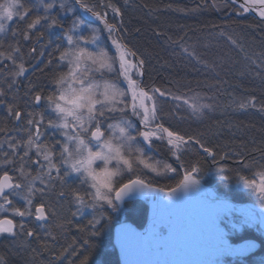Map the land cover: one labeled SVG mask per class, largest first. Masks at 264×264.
Instances as JSON below:
<instances>
[{
  "label": "snow or ice",
  "instance_id": "obj_1",
  "mask_svg": "<svg viewBox=\"0 0 264 264\" xmlns=\"http://www.w3.org/2000/svg\"><path fill=\"white\" fill-rule=\"evenodd\" d=\"M232 3L236 4L237 0H232ZM75 5L104 25L111 49L101 41L99 29L93 28L86 33L87 25H82L80 19H74L72 27L65 29L63 23L51 15V10L56 6L54 2L38 0L30 8L22 0H0V34H3L0 38V58L13 65L6 73L11 76L7 80L9 90L18 83L17 78L24 76L27 71L22 60L17 63L15 54L20 52L18 42L16 45L8 43L5 50L9 22L14 19L17 22L25 21L35 8L37 14L27 24V31L22 33L24 40L31 38L29 33L42 21L47 23L48 28H58L62 32L61 42L47 53L49 60L45 67L51 69L52 73L47 91L31 81L28 83L26 95L33 110L24 111L18 105L5 101L3 97L7 93L0 89V104L7 103L8 117L16 124H24L19 129L20 135L10 131L7 126L0 127L4 137L0 139V171L3 172L0 176V212L8 211L11 207L16 216H34L38 226L43 228L51 217L57 215L55 208L44 197L55 192L58 183L59 199L66 196V190L71 192L72 202L77 209L72 213L73 217L79 219L84 215V209L91 210L87 226H77L79 231L85 233L81 246H87L84 252L69 246L72 248L71 255L77 257L72 264H90L95 244L89 237L99 236L107 227L105 221L110 223L111 216L105 215V212H117L126 199L155 194L149 228L144 233H135L124 226L122 231L126 235H131L143 244L159 237L160 242L171 245L177 253L187 252L191 247L190 241L197 235L206 237L198 251L212 258L196 264H222L221 257L245 256L255 245L246 242L233 246L220 224L239 212L245 217V223H252L258 218L264 230V150H260L259 158L253 155L251 160L240 151L218 154L198 136H185L165 127L159 122L161 102H175L173 114L178 118L181 112H187L189 116L200 119L205 115V110H214L213 105L202 102L204 98L192 89L188 90L192 93L189 95L174 93L170 89L142 87V81L134 77L132 70L143 76L141 69L144 61L140 59L138 64H134L129 59L136 54L115 37L119 26L108 22L107 11L101 15L95 6H89L84 0H75ZM101 6H104L103 0ZM250 6L264 19V0H245L240 5L244 11H249ZM104 7L110 8L114 16H121L119 8L111 4ZM41 8L42 14L38 11ZM59 8L65 12L72 11L65 0H60ZM17 34L14 30L11 32L12 41L16 40ZM40 37L43 38V33H40ZM183 52L200 63L187 48H183ZM253 63L256 64V61ZM256 66L264 69V63ZM4 69H8V64H3L0 71ZM125 83L126 88L123 86ZM159 98H164V101ZM249 106L255 107V103L242 101L238 104L240 109ZM129 112L139 121L138 125L127 118ZM157 141H166L168 152L175 158L179 170L169 163L154 159L150 154L155 150ZM194 145H198L200 151L206 154L203 158L210 161L207 172L201 168L199 160L187 166L185 164L183 156ZM226 160H232L237 167H226L221 163ZM9 167L19 175H9ZM142 170L156 176L168 173L180 175L182 172V176L174 186L160 187L145 179ZM210 174H214L224 185H235L247 190L256 197L257 205L252 209H236L227 200L212 197L207 207L193 216L190 206L204 194L201 180L204 175ZM38 184L43 187H37ZM37 193L39 200L34 203ZM12 197L23 199L27 207L24 210L14 207ZM2 225L8 227H0V233L15 235L12 220H0ZM57 226L64 228L62 224ZM20 227L23 232L24 225ZM165 229L167 235H162ZM27 236L34 237L37 234L29 230ZM44 247H48L46 242ZM67 252L68 249H64L60 256ZM60 256L55 259H60ZM0 264H6V261L0 258ZM149 264L191 262L157 260ZM260 264H264V260Z\"/></svg>",
  "mask_w": 264,
  "mask_h": 264
},
{
  "label": "trees",
  "instance_id": "obj_2",
  "mask_svg": "<svg viewBox=\"0 0 264 264\" xmlns=\"http://www.w3.org/2000/svg\"><path fill=\"white\" fill-rule=\"evenodd\" d=\"M114 1L116 4L114 6L119 8L121 14L123 15V20L125 22L124 25L129 29L128 32L130 33L131 37L128 38L126 36V42L128 43L130 49H132V51L136 53V55L140 56L144 61V81L158 88L170 89L174 93H181L182 91V89L176 88L177 85H187L189 83L195 86L196 91L199 94H201L199 89H206L204 87H208L211 90L215 89V94H213L210 99L208 98L209 103L216 106L221 105L226 108L225 112H223L221 109H216L215 114L205 117L203 123L199 125L192 124L191 121L189 122L186 120V122H182V125L169 123L165 126L185 136H198L203 142L207 144V146L213 148L218 154H222L224 152L232 153L234 151H240L246 155L249 160H251L253 155L259 158L260 150H264V112L262 110L264 109V81L263 79L256 76H259L262 73H260L256 68H253L251 64L247 66L250 73L244 75V77H235L234 82H232L233 79H231V77L235 75L234 72L228 74L225 73L226 75H222L217 79L213 72L211 73L213 76H211L207 75L208 73H202L200 70L185 68L178 58L181 55L178 54L176 56V54L172 53L170 50V44L174 41H178L179 43V41L191 40L193 38L196 40L195 37L202 36L206 30H209L211 36H214L215 27L220 26V22L218 15H215V13L210 10V8L213 4L224 1L130 0L132 9L137 8V10L139 9V12H137V10L134 11L135 9H131L132 11L129 10L126 12L123 10L120 3L117 2L118 0ZM84 2H94V5L97 7V11L99 12H102L103 10L108 11L110 9H106V7H104L107 4L101 6V3L97 2V0H84ZM228 4L232 5L231 3ZM186 6L190 7L185 8ZM165 7L166 10L169 9L167 13L164 12ZM197 9H200L205 13H200L197 18H193L191 13L196 12ZM175 11L181 16L176 14ZM221 12L225 13L226 16H229V14L223 9ZM32 18L33 17H31V19ZM31 19L29 17L25 21L20 22V27L27 25ZM259 22L260 21L258 20L254 22L244 21V25L247 26V28L256 27ZM16 27H14V29L11 27L10 30L16 31V29H18ZM239 30L244 32L246 29L241 27ZM16 32L19 33L18 31ZM33 33H39L38 37H40V33H43V41L37 46L36 54L33 56V61L26 64L27 71L25 72V78L23 80V85H25V87L20 93L16 95L17 98L23 100L22 105H24L26 102L31 104V101L25 92L27 90L29 81L40 88H44L45 91H47V88L50 86L52 74L51 69L45 67L49 60L47 53L53 51L55 46L59 44L62 39L61 34L57 31L53 32V39L51 38L50 33H47L43 30H38ZM163 33H165V36ZM232 34L234 35L233 31ZM20 38L22 41V34L20 37L17 35L15 41L17 42ZM53 44L55 45L53 46ZM201 44L203 45H200L199 48H196L197 50L200 49L197 52H199L201 55L210 56L211 58L215 56L217 59L215 54L224 52L223 56L218 55V59L219 57H222L227 60V55L225 53L230 54L227 51L228 48L226 46L220 45L217 42V39L212 38L207 41H202ZM244 45L247 46L246 44ZM250 45L255 47V53L258 58L264 56V35L259 36L258 38L253 37L251 39ZM172 46H174V44H172ZM6 49L7 48H5V50ZM22 50H25V48ZM38 50L41 51V56L38 54ZM2 77H7L6 79H9V76L6 74L1 75L0 78ZM0 89L5 91L6 87L0 84ZM15 94V92L8 93V95H6V101L14 105L21 103L18 99L17 102H13V99L16 98ZM233 97L237 98V102H235V104L232 102V99L230 100V98ZM242 97L246 98L247 100L250 99L251 101H253L254 98L255 107L249 106L246 109H242V111L236 110ZM229 100L233 105H227V103L230 102ZM227 108L230 110H228L229 112L226 114ZM23 110L26 111L25 105ZM165 111L167 112V108ZM166 118H168V115ZM2 121L3 125L10 127L9 130H12L15 132V134L16 131H19L17 129L18 127H16L14 124L15 121L8 117L7 103L0 104V127L2 125ZM21 124L22 127H24L23 122H21ZM1 134L2 133H0V135ZM195 151H197L196 147ZM165 154L166 153H164V155ZM205 155L206 154H204V156ZM195 156L197 157L192 156V159L194 161L199 160V162L202 164L201 168L203 169L204 162L206 161L203 158L204 156H202L199 151ZM183 158H185V156H183ZM0 159H2V157H0ZM185 159L187 161L186 166L188 163H192L190 156L186 157ZM227 167L236 168L237 166L230 165L228 162ZM68 198V193H66L65 199ZM47 203L49 205H53L54 202L49 200ZM63 205L66 206V204ZM59 206L61 207V205ZM138 208L139 207L135 209L136 214L138 213ZM60 209L61 208H59V210ZM64 212L65 213H57L59 214L57 215V219L51 217L55 223L52 224V221L49 220L47 226L48 228L45 227L44 231H40L37 227H34L32 220L24 223V230L21 237L13 238L17 240L21 239V241L27 242L24 244H27L28 246H38L46 251V253H44L46 256H40L37 261L38 264H57L56 262L72 264L74 260H77V257L73 256V260L70 261H68L69 259L63 260L62 258L55 259L57 255L53 253L51 247H55L56 249H58V247H62L63 249H66V243H73L74 247L79 248L82 253L84 252V248L87 247H81L83 245L85 233L79 231L77 226H87L89 217H80L79 219L73 217L72 213L74 210L72 207L67 208ZM136 214H134L135 218H132V221L140 227V224H138L139 221L136 219L139 213L137 215ZM69 220L72 221V223H67ZM61 224L64 225L63 229L57 226ZM111 226V224H107V227L103 229L99 236L89 237V239L95 244V248L90 256V264H115L113 262L115 250L112 246H110V237L107 235L111 234ZM29 230L36 233L37 236L28 237L27 231ZM53 236H55V239H52ZM63 238L64 240H62ZM1 241L0 247H2L1 244H8L7 239L5 242L4 240ZM45 242L47 245L49 244L47 248L44 247ZM70 250L72 251V249ZM12 253L13 252L10 251V254ZM43 259H48V262L42 261Z\"/></svg>",
  "mask_w": 264,
  "mask_h": 264
},
{
  "label": "bare ground",
  "instance_id": "obj_3",
  "mask_svg": "<svg viewBox=\"0 0 264 264\" xmlns=\"http://www.w3.org/2000/svg\"><path fill=\"white\" fill-rule=\"evenodd\" d=\"M56 0H45V2H55ZM194 1V0H193ZM224 2H220V3H215L211 6L210 10L215 13V15H218L219 17V22H220V26H216L215 27V32H214V36H216L215 38L217 39V42L220 45L226 46L228 48V50L231 52V60H225L222 57H219V60L215 59V58H211L210 56H206L203 55L202 56V65H207L205 67L209 68L210 70H213V73L215 75V77L218 79L219 77H221L222 75H226L224 73L223 69H227V68H231V66H233V70H234V76L231 77V79H233L232 82H234L235 77H244V75L250 73L248 70V63L250 62L252 64V66L254 65V67L264 75V69L262 68H258L256 66V64H261L264 63V56H261V60H258V57L255 58V47L250 45L251 39L253 37L258 38L259 36H263L264 35V21L260 20L259 24L256 27H248L244 25V21H257L258 17H260L258 15V11L256 10H252L250 8L249 11H244L243 8L240 7V5L242 4L241 2H237L236 4H233L232 2L228 1V0H223ZM38 2V0H22V3L25 4L26 7H32L34 4H36ZM97 2L101 3V0H97ZM114 0H103V5L105 4H111V5H116L114 3ZM117 2H119L122 5V8L124 11L128 12L129 10L132 9V6L130 5V0H118ZM228 3H231L232 5H229ZM87 4L89 6H95L94 2H87ZM192 5V4H190ZM115 7V6H114ZM190 6H186L185 8H189ZM258 7V6H257ZM164 8V6H163ZM135 9V10H134ZM132 10L136 11L137 8H134ZM162 9V8H161ZM176 9V8H175ZM222 9L224 11H226L229 16H226L225 13L221 12ZM96 10L97 7H96ZM131 10V11H132ZM139 10V9H138ZM137 10V12H139ZM169 10V9H168ZM166 7L164 9V12L167 13ZM21 11H23V9H21ZM40 14L43 13V9H39L38 10ZM106 10L100 12L101 15H104L103 12H105ZM161 11V10H159ZM136 12V13H137ZM176 12V11H175ZM84 14L89 15L91 17L90 14L85 13L83 11ZM103 13V14H102ZM108 15L106 16V19L108 20L109 23H113L115 25H118L119 27L117 28V31H121L123 36H127L128 38H130V33L128 32L129 29L126 28V26L124 25L125 22L123 20V15L121 14V16L116 17L114 16V14L112 13L111 9H109L107 11ZM37 14V10L35 8H33L32 13L30 14L31 16H35ZM60 12L57 8L51 10V15H56L58 17V19L63 23L64 26H66L68 24V19L66 18H62V16H60ZM176 14H178L176 12ZM30 15L27 17V19L30 17ZM179 16H181L180 14H178ZM115 17L116 22L111 20L112 17ZM176 16V15H174ZM178 16V17H179ZM177 17V16H176ZM92 18V17H91ZM261 18V17H260ZM20 22L14 21L11 22V24L9 25V30H8V39L5 41V48H8V43H13L14 45L17 44L18 42V46L20 48V52L16 53V57H17V63H20L21 60L24 63L25 66H27L26 64L29 62L33 61V56L36 54V49L37 46L40 45L43 41V39H41V37L39 36V33H33L35 31L38 30H43L47 33L51 34V38H54V31L56 32L58 29H50L47 27V23L46 22H41L40 25H37L36 29H33L29 35H30V39L29 40H24V38L21 41V38L16 42V41H12L11 40V35L10 32L12 30H10V28L12 27V29H14V27L18 28L16 29V31H18L19 33L17 34L19 37L22 34V29L20 28L19 25ZM87 23H89V21H87ZM85 25H88V24ZM90 25L93 26H102L103 24H101L99 21H97L96 23H92L90 22ZM241 27L243 29H246L244 32L239 29H241ZM262 27V28H261ZM261 28V29H260ZM128 29V30H127ZM60 30V29H59ZM27 31V25L25 26V29H23V32ZM232 31L234 32V35L232 34ZM58 32V31H57ZM164 32V30H163ZM224 33V35H221V33ZM163 35L165 36V33H163ZM3 37V34H0V38ZM17 37V36H16ZM229 37H231V40L229 39ZM222 41H221V40ZM21 41V42H20ZM220 41V42H219ZM232 41H235L236 43L233 44ZM8 42V43H7ZM181 42V41H180ZM244 44H246L247 46H245ZM55 44H53L54 46ZM176 45V44H174ZM183 48L184 47H189L192 50L199 48V45H203L201 44L199 41L195 40L194 43H192V39L191 40H184V42H182ZM30 46H32L31 50L35 49V51L30 54V52L27 50L28 48H30ZM171 46V52L175 53L176 56L180 53V51L183 49L181 46H172V44H170ZM28 47V48H27ZM196 47V48H194ZM23 48H25V50H22ZM129 50L130 47L128 46ZM200 50V49H198ZM40 50H38V54H40ZM133 52V51H130ZM136 54V53H135ZM182 62L181 59H183V56H179L178 57ZM141 59L140 56L135 55L134 60L137 61L139 63V60ZM233 60V61H232ZM0 61H2V58H0ZM253 61H256V64L253 63ZM3 64H8V69H4L3 71H0V77L3 74H6L9 72V70H11L13 68V65L11 64L10 61H2V63H0V68H2ZM239 66L241 67V69H239ZM217 69V70H216ZM143 72H145V68L144 66L142 67ZM206 73H209L208 70H205ZM9 76V79H11V76ZM7 77H2L0 78V84L4 87H6V93L8 95V93L10 92H15V97L18 93L21 92V90L25 87V85H23V80L25 78V76L22 77H18V83L13 86L11 88V90H9V85L6 79ZM144 78V75H143ZM4 79V80H3ZM208 81V80H207ZM51 82V80H50ZM206 83V81H205ZM178 89H182L181 93H188L189 95H191L192 93L188 92L189 89L196 91V88L193 84H182V85H177ZM206 89H199V91L201 92V97L204 98V102L205 103H209L208 98H210L213 94H215V89H210L208 87H204ZM27 92V90L25 91ZM12 96V95H10ZM6 97H3L4 100L6 101ZM17 99L21 102V103H17L16 105L19 106L20 109L23 110V107L25 105V110L26 111H30L33 110L32 105L28 102L24 103V105H22V101L19 98H14L13 102H17ZM241 101L244 102H248V100L246 98H241ZM12 100V99H11ZM9 101H10V97H9ZM202 101V102H203ZM231 107V106H230ZM226 109V108H225ZM224 109V110H225ZM230 110V109H229ZM236 110L238 111H242V109H240L238 106L236 108ZM36 111H40V109H36ZM169 110L167 109V112ZM264 112V110H263ZM38 118V117H37ZM15 126L18 127L17 129H21L22 128V124H16V122H14ZM1 127H4L3 125V121H2V125ZM8 129H10V127H7ZM12 131V130H10ZM13 132V131H12ZM17 135H20L21 133L19 131H16ZM3 134L0 135V139H3ZM195 146V145H194ZM196 147V146H195ZM195 147L192 146V150H195ZM190 156V160L192 162H195L192 159V156L195 157V154L192 152L189 153L188 157ZM185 161V164H187L186 159L183 158ZM228 162L230 165H234L237 166L233 163L232 160H226V161H222L221 163H223L226 167L228 166ZM208 163V161L204 162V166ZM173 165L175 168H177L179 170V165L177 164V162L174 160L173 161ZM188 165H190L188 163ZM200 165L202 167V164L200 162ZM9 171V175H12L13 177H16L19 175L18 172H15L11 167L8 168ZM151 174L150 172H147L146 174ZM141 174L144 176L145 179L149 180L151 182V177L148 174V176L143 172H141ZM246 175H250V173L245 172ZM3 175V172L0 171V176ZM33 175H35V173L33 172ZM177 174H173L171 175V181L173 182H177ZM176 178V180H175ZM178 179H180V177H178ZM173 185V184H172ZM218 190V189H217ZM147 198V195H143V196H137L135 198L132 199H126L125 202L120 206L119 210H121L120 212H123L122 214H119L118 216L116 215L113 220L111 217V221L110 223L105 221V223L107 224H111V234H107L110 237V246L113 247L114 251V259L113 262L115 264H149V262H153V258L154 256H156V251L153 249H147L146 244H143L141 242H138L135 238H133L131 235H126V234H122L121 236H119V238H116L114 235V227L117 224H123V223H129L128 225L131 224L132 218L134 217L135 213V209L132 207V200L136 199V201H140L141 203L145 202V204H137V207L141 208L139 211L137 210L138 216H137V221L138 224L140 225H144V226H149L150 224V218L153 215V204H150V202L146 201L145 199ZM63 204V203H62ZM51 205V204H50ZM55 208L56 213H63V211H66L67 206L61 205V207L59 205H57L56 203H53V205H51ZM59 208H61L59 210ZM123 208V209H122ZM136 214V215H137ZM59 215V214H57ZM57 215L53 216L54 219H57ZM106 215V213H105ZM91 219V217H90ZM133 222V221H132ZM114 223V224H113ZM134 225V223H133ZM131 226V225H130ZM133 231V229H132ZM136 233V232H135ZM251 238V237H250ZM116 239V241H115ZM64 240V238L62 239ZM201 240V239H200ZM252 240V239H250ZM155 241V240H154ZM253 242L257 243L255 240H252ZM5 242V240H4ZM1 243V241H0ZM25 241H21L17 240V239H11L8 240V244H1L2 247H0V258H3L6 261V264H38V259L40 258V256L45 257L46 255H44V253H46V251H44V249H42L41 247L38 246H25ZM104 246V245H103ZM23 248V249H22ZM55 248V247H54ZM261 250V249H260ZM9 251V252H8ZM10 251L13 252L12 254H10ZM264 252V250H262ZM64 252V249L62 247H58V249H56V255L60 256V254ZM257 252L258 250H256L255 248H252L248 253H246L245 256L243 257H239V258H235L233 256H225L227 258H224V261L226 264H256V262L259 259L262 258H257ZM170 255V254H169ZM55 256V255H54ZM166 258V259H165ZM164 260H169V256L165 257ZM171 260H174L173 258ZM264 260V259H262ZM42 261H46L48 262V259H43ZM57 263V262H56ZM61 264H64V262H59Z\"/></svg>",
  "mask_w": 264,
  "mask_h": 264
},
{
  "label": "rangeland",
  "instance_id": "obj_4",
  "mask_svg": "<svg viewBox=\"0 0 264 264\" xmlns=\"http://www.w3.org/2000/svg\"><path fill=\"white\" fill-rule=\"evenodd\" d=\"M65 2H66V5L68 7L72 8V11H68V12L61 11L60 8H59L60 0H56L54 2L56 4V6L53 8V9L57 8L59 10V12L61 13L60 16H62L63 19L67 17L69 22H68V24L66 26H64L65 29L72 27V21L74 19H80L82 21V25H85L87 23V21H89V23H87L88 25H87V28L85 29V32L87 33L88 30L93 29V28L99 29L100 30L101 41L107 46V48L111 49L112 48L111 41L108 39L107 31L104 30V25H102L101 27L98 26V25L97 26L90 25V22L96 23L97 21H95L89 15L84 14L83 10L78 5H75V0H65ZM199 8H200V6H199ZM103 13H105V12H103ZM200 13L204 14L205 12L201 11L200 9H197L196 12H193L191 14H192L193 18H197V16ZM107 15H108V13H107ZM31 17L34 18V16L30 15V19H31ZM184 17H186V16H184ZM111 20L116 22V19H115L114 16L111 18ZM10 24H11V22H9V25ZM25 26L26 25L20 27L22 29V32H23V29H25ZM56 29H58V28H56ZM57 31L62 36L61 30L58 29ZM115 37L117 39H119L126 46V48L129 50L128 43L126 42L127 41L126 35L123 36L121 31L120 32L116 31L115 32ZM195 38L200 43L202 41H207V40H210L212 38L216 39L215 36H211L209 30H206L202 34V36H197ZM182 42H184V40H182L181 42L179 41V43H171V44H176L174 46H183ZM194 42H195V39L193 38L192 39V43H194ZM31 48H32V46H30V48L27 49L30 52V54L32 53ZM184 48H187L189 50V52H193L194 55L200 60V63H197L196 59H193L191 56L186 55L183 52V49H182L179 54L181 56H183V59H181V60H182L183 66L185 68H189V69H192V70L193 69L194 70L195 69L196 70H200L204 74L206 73L205 70H208L210 72V75L213 76L211 74L213 72V70H210L209 68H207L204 65H202L203 62L201 61L202 60L201 58H202L203 55L199 54V52H197L198 51L197 49L192 50L189 47H184ZM194 48H196V47H194ZM168 49H169V47H168ZM129 51H132V50H129ZM227 51L230 52L228 49H227ZM225 54L227 55L226 59L230 61L231 60V55L228 54V53H225ZM39 55L41 56V52H40ZM215 55L217 56V60L221 61L220 59H218V55H222L223 56L224 52L219 53V54H215ZM255 55H256V53H255ZM134 58L135 57H131V56L129 57V59L132 60V62L134 64H138V62L135 61ZM213 58L216 59L215 56H213ZM255 58H257V55L255 56ZM258 60H261V58H258ZM263 62H264V60H263ZM249 64L251 65L250 62L248 63V65ZM25 68H26V66H25ZM253 68H255L254 65H253ZM232 69H233V66H231V68H227V69L225 68L223 70H224V73L228 74V73H233L234 72ZM239 69H241L240 66H239ZM141 71L143 72L142 69H141ZM144 73L145 72H143V75H144ZM132 74L134 75V77L137 80L142 81V87H144L146 89H151V88L155 87L154 85L148 84L146 81H144L143 76L137 75L135 69L132 70ZM207 75H209V74H207ZM256 77L261 78L264 81V75L260 74L259 76H256ZM254 79H256V78H254ZM121 80H122V78H121ZM123 86L126 88L127 87L126 83ZM156 88H158V87H156ZM159 99L161 101H164V98H159ZM231 99H232V102H233V100H235V102H237V98L236 97L230 98V100ZM248 100H249L248 101L249 103L254 102V101H251L250 99H248ZM232 102L231 101L228 102L227 105L228 106L229 105H233ZM174 103L175 102H173V101H166V102H161L159 104V115L161 117L159 122L163 123L164 126L168 125L169 123H171V124L175 123V124L182 125V122H186V120H188L189 122L191 121L192 124L199 125V124L203 123V120H204L205 117H209V116L215 114L216 109H221L223 112H225V110H224L225 107L224 106H221V105L220 106H216V105L212 104L214 110H212V111L205 110V115L202 118H200V119H196V118H193V117L189 116L187 112H181L180 113V118H178L177 115L173 114L174 113V109H173V104ZM166 108L169 110L168 113L165 111ZM228 110H229V108H227L226 114L229 112ZM167 115H168V118H166ZM117 116H119V114H117ZM127 118H130L133 121L134 124H136V125L139 124V121L135 117L131 116L130 112L128 113V117ZM195 146H196L197 151L192 150V149L189 150L188 152H186L184 154L185 158L188 157L190 152H192V155H193V153L196 155L198 151L200 152V154L202 156H204V154L200 151L199 146L198 145H195ZM195 146H193V147H195ZM154 152H155V154H154ZM164 153H166V154L164 155ZM150 154L153 155L154 159L160 160L162 162L169 163L172 167H174L173 161L175 160V158L173 156H171V154L168 152V147H167L166 141L163 142V143L157 141L155 150L152 153H150ZM195 157H197V156H195ZM206 161H208V160H206ZM209 165H210V161H208V163L203 167L204 172L208 171ZM143 171H144L145 174L147 173L146 170H142V172ZM148 174H146V175L148 176ZM173 174H175V173H168L166 175H161V176H156L154 173H151L149 175L151 177V181L154 182V180H155V182H160V183L162 182L163 183L164 181H167V180H165L166 177L171 176ZM181 176H182V172L180 173V175H176L177 180H178V177L181 178ZM175 180H176V178H175ZM169 181H171V180H169ZM70 183H71V181H70ZM173 183L175 185L176 182H173ZM201 184H202V187L204 188L205 192H204V194H202V196H201V198H200V200L198 202H196V203H194L193 205L190 206V212H191V214L193 216H195L196 213L200 209L206 208L210 198H212V197L219 198V199H225L230 204H232L234 206V208H236V209H252L258 203L257 200H256V197L251 195L247 190L243 189L242 187L237 188L235 185H233L232 187L224 185L221 181H219V179L214 174L204 175L203 179L201 180ZM72 186L75 187V184H73ZM37 187H43V186L38 184ZM58 191H59V184L57 183L56 191L51 193L48 196H45L44 199L46 201L51 200V201H53L54 203H56L58 205L66 204L67 208H71L72 207V209L75 212L77 209H76V206L72 202L71 192L66 190V193H68L69 198L65 199V197H64L61 200V199L58 198V195H57ZM12 199H13V206L14 207L20 208L21 210H24L27 207V205L25 204V201L23 199H21L19 197H12ZM38 200H39V193H37V200L34 201V203L38 202ZM145 200L150 202V204L153 202V201L151 202L148 197ZM134 209H137V207H134ZM138 209L140 210L141 208H138ZM32 211L33 212L35 211L34 207L32 208ZM120 211L121 210L118 209L117 212L112 213L111 210H107L105 213H106V215H110L112 217V220H113V218L116 215L118 216L119 214L123 213V212H120ZM63 213H65V212L63 211ZM81 217H86V218L89 217V219H90L91 210L90 209H84V215L81 216ZM4 218L5 219H10V220L13 221V229H12V231L15 233V235H10L9 233H6V232L5 233H0V241L1 240H6V239L7 240H11L13 238H20L21 235H22L20 226L22 224L28 222L29 220H34V216L33 217L26 216V217L22 218L20 216L14 215L12 210H11V207H9L8 211L0 212V220H2ZM34 221H32L34 223V227H37L40 231H44L45 227L48 228L47 226H48L49 222H46L45 227L41 228V227L38 226V222H36V221L34 222ZM50 221H52L51 222L52 224L55 223V222H53V219H51V218H50ZM151 221H152V217L150 218V223L149 224H151ZM149 226H148V228H149ZM0 227H6V226L2 225ZM220 227L222 228V230L226 234V238L228 239L229 243L232 244L233 246L237 242H239V241H241L243 239H246V238L255 240L257 242L256 250H258L257 258L259 257V258L264 259V252L262 251V250H264V230L261 229L258 218L255 221H253L252 223H245V217L243 215H241L239 212H236L234 215L230 216L223 224H220ZM157 231L159 232L160 230L157 229ZM162 235H167V229L164 230ZM25 238H26V236H25ZM205 239H206V237H200V236L197 235L192 241H190V245H191L190 249L187 252H180V253H177L171 245H166V244L160 242L159 239H158L157 243H154V244L148 243V244H146L145 247L152 248L153 250L156 251V256H154V258H153L154 261H157V260H161L162 261V260H164L165 257L169 256V260H171L173 258L174 260L188 261V262H191V264H196V262H198V261L208 260V259L212 258V257H210L208 255L201 254L198 251L199 245L201 243H203ZM25 243H27V242H25ZM25 246H28V245L25 244ZM65 246L67 247L66 249H68V252L64 253V255L60 256V258H62L63 260L64 259H66V260L69 259L68 261L73 260L72 259V255L70 253V251H71L70 249H72V248H70L69 246L74 247V244L73 243H70V244L66 243ZM51 250L53 251V253L56 254V248L51 247ZM207 256H208V258H207ZM262 259H259L256 262V264H260V261ZM54 261H55V259H54ZM57 264H61V263L57 262ZM222 264H226L225 261H222Z\"/></svg>",
  "mask_w": 264,
  "mask_h": 264
},
{
  "label": "flooded vegetation",
  "instance_id": "obj_5",
  "mask_svg": "<svg viewBox=\"0 0 264 264\" xmlns=\"http://www.w3.org/2000/svg\"><path fill=\"white\" fill-rule=\"evenodd\" d=\"M154 154H155V152H154ZM171 176H168V177H166V179L165 180H167V181H164L163 183L161 182H155V180H154V182L153 181H151V183L154 185V186H160V187H168V186H174V183H173V181H169V180H171V178H170ZM173 184V185H172ZM154 196H155V194H148L147 195V197L149 198V200L152 202L151 204H153L154 205ZM132 207L134 208V207H136L137 206V204H145V202H143V203H141L140 201H136V199H134V200H132ZM153 216V215H152ZM151 216V217H152ZM143 230H144V232L148 229V226H144L143 225V228H142ZM158 239H159V237L154 241H150L149 243L150 244H154V243H157L158 242ZM240 242V241H239ZM238 243V242H237ZM147 249H152V248H147ZM207 258H208V256H207ZM224 258H227V257H221V260L222 261H224ZM236 259L237 258H239V257H235Z\"/></svg>",
  "mask_w": 264,
  "mask_h": 264
},
{
  "label": "water",
  "instance_id": "obj_6",
  "mask_svg": "<svg viewBox=\"0 0 264 264\" xmlns=\"http://www.w3.org/2000/svg\"><path fill=\"white\" fill-rule=\"evenodd\" d=\"M228 1H230V2H232V0H228ZM237 2H241L242 4L245 2V0H237ZM250 8H251V6H250ZM258 20H263L264 21V19H262V18H260V17H258ZM129 223H123V224H118L117 226H115L114 227V235H115V237L116 238H119V236H121L122 234H125L123 231H122V228L124 227V226H127V228H129V229H133V232H136V233H140V231L133 225V224H130V225H128ZM115 241H116V239H115ZM246 243V242H245ZM253 243V242H252ZM242 244H244V243H242ZM255 246H256V244L255 243H253ZM241 245V244H240ZM254 248V247H253Z\"/></svg>",
  "mask_w": 264,
  "mask_h": 264
}]
</instances>
